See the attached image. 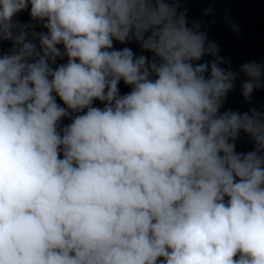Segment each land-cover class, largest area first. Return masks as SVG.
Returning <instances> with one entry per match:
<instances>
[{
    "label": "clouds",
    "instance_id": "9594fccd",
    "mask_svg": "<svg viewBox=\"0 0 264 264\" xmlns=\"http://www.w3.org/2000/svg\"><path fill=\"white\" fill-rule=\"evenodd\" d=\"M180 2L0 0V264H264V62Z\"/></svg>",
    "mask_w": 264,
    "mask_h": 264
}]
</instances>
